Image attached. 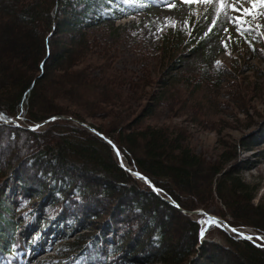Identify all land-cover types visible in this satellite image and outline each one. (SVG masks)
Masks as SVG:
<instances>
[{
	"label": "trees",
	"instance_id": "obj_1",
	"mask_svg": "<svg viewBox=\"0 0 264 264\" xmlns=\"http://www.w3.org/2000/svg\"><path fill=\"white\" fill-rule=\"evenodd\" d=\"M119 1L0 0V184L4 185L7 177L3 165L7 163L13 174L10 179L19 178L27 188H23V200L32 202L33 213L37 216L40 210L43 217L39 220L37 216L41 230L33 244L22 242L17 227L11 228L10 238L0 246L1 262L10 255L20 257L35 246L47 254L53 252L41 264H94L101 256L107 260L105 264H128L133 259L135 263L204 264L197 259L199 255H207L211 264H264L263 245L228 233L219 223L206 229V240L198 247L202 226L163 200L191 212L212 199L214 188L231 227L239 231L250 228L264 237V206L254 204L255 190L235 172H223V163L206 166L163 130L97 128L114 142L127 168L151 181L156 194L146 184L139 188L138 179L119 165L103 138L72 124L74 119L86 122L85 107L103 96L95 94L97 81L84 67L76 68L80 50H89L82 41V23L108 16L120 7ZM53 29L72 36L67 47L53 51L54 43L45 33ZM245 41L251 43L252 50L262 42L253 33ZM32 66L39 70L38 77L32 75ZM53 117L57 119L39 130L27 129ZM2 148H9L10 153L4 154ZM21 169L30 173L26 180L20 178ZM200 183L205 184L206 192ZM2 204L0 198V241L6 237L4 227L12 224L10 211ZM58 207L62 215L60 212L49 220L46 215ZM50 228L60 230L59 235H64L61 241L52 240L55 233ZM46 231L47 241L53 243L48 247L38 240ZM213 234L221 237V243L212 242ZM210 251L233 253L237 262L217 259L220 263L208 255Z\"/></svg>",
	"mask_w": 264,
	"mask_h": 264
},
{
	"label": "rangeland",
	"instance_id": "obj_2",
	"mask_svg": "<svg viewBox=\"0 0 264 264\" xmlns=\"http://www.w3.org/2000/svg\"><path fill=\"white\" fill-rule=\"evenodd\" d=\"M168 2L173 6H165L164 0L153 1L150 5L126 2L125 9L109 13L98 21L82 23V41L86 42L84 44H87L89 50L85 53L80 50V65L76 68L80 70L84 67L89 77L97 81L94 83L98 87L95 94L103 96L98 102L90 100L92 104L89 101L85 107L86 122L74 119L72 124L88 132L91 131L85 126L95 130L104 127L110 131H126L127 128L139 131L148 127L163 130L199 156L206 166H220L223 163V172H235L246 185L255 190L254 204L261 203L264 206V15L245 17L251 21V26L238 32L236 25L229 21L228 12L232 16L242 13L230 8L218 13V6L202 3L200 0L190 3H184L183 0ZM243 6L250 7L246 2ZM255 11L261 13L264 8L257 7ZM257 24L260 25L259 28L256 27ZM40 28L42 31V25ZM51 31L45 33L54 43L51 46L53 51L61 46L67 47L72 36L63 31L56 32L55 29ZM250 33L258 34L262 40L254 45L255 50L250 48L251 43L245 41ZM58 41L60 45H57ZM82 60L85 61L81 62ZM216 61L221 63L217 64ZM31 68L35 71L32 75L38 77L39 70L33 69V66ZM171 74L176 76L173 78ZM66 105L70 106L68 103ZM109 146L120 165L114 148ZM2 149L4 154L10 153L9 148ZM120 155L125 165L124 157L121 153ZM3 165L6 166L7 177L4 178V185L0 184V198L4 203L2 207L10 211L9 219H12V224L4 227L6 237L1 239L0 246L10 238L9 233L14 225L19 239L33 244L35 235L41 230L38 218H43L42 212L37 211L40 216L37 218L38 215L33 213L36 211L33 203L23 200L26 195L23 188H27L18 181L19 178L10 179L13 174L9 170V164ZM22 165L24 166L23 162ZM28 172L21 169L20 178L26 180L25 177L30 174ZM130 175L138 179L139 188L146 184L142 178ZM7 181L9 184L6 187ZM198 186L205 191V184L200 183ZM206 200L207 203L201 208L191 212L182 209L181 212L188 214L199 226L202 221L207 220L210 224H221L228 233L238 235L223 224H228L230 216L214 188L212 199ZM198 211L203 214H196ZM53 212L46 215L49 220L61 211L58 207ZM122 229H119V234ZM49 230L55 233L53 241L62 240L64 235H59L60 230ZM245 230L256 234L255 244L259 246V243L264 247V240L257 239L261 238L259 234L250 228ZM236 232L241 233L239 230ZM42 234L45 236L38 239L40 244H45L46 247L53 245L47 241L49 232ZM204 239V234H200L198 247L206 240ZM211 239L212 242L221 243V237L217 234H213ZM103 242L105 243L104 240ZM104 243L101 249L105 255L107 246ZM37 250L38 248H31L17 260L14 256H9L11 261L8 264H24V259L26 263L41 264L48 255H53V252L44 253L43 248ZM208 255H212L216 261L237 262L233 253L210 251ZM205 257L207 255H199L197 259L204 264H211ZM14 260L17 263H13ZM104 260L101 256L94 264H101ZM135 261L137 260L133 259L128 264H161Z\"/></svg>",
	"mask_w": 264,
	"mask_h": 264
},
{
	"label": "snow or ice",
	"instance_id": "obj_3",
	"mask_svg": "<svg viewBox=\"0 0 264 264\" xmlns=\"http://www.w3.org/2000/svg\"><path fill=\"white\" fill-rule=\"evenodd\" d=\"M184 3H190L193 2V0H183ZM202 3L206 4H214L217 7V12L224 10L225 8H230L234 12L242 13V15L238 16H232L228 15V19L230 22L234 23L236 25V30L238 32L242 31V28L250 27L251 21L246 20L245 17L247 16H255L257 14L264 15V12L256 13L257 7L264 8V0H200ZM247 3L250 5V7H244L243 4ZM165 6L172 7L173 4L169 3L168 0H164ZM227 15V13H225ZM215 23V20L213 21V24ZM257 28L260 27L259 24L256 25ZM224 31H227V29H224ZM223 43V41H222ZM225 48H227V45L225 44ZM217 64H220L221 61H216ZM54 119V118H53ZM111 143V141H109ZM119 154V153H118ZM136 176L141 177L145 181L148 180L147 177H143L141 173L137 172L135 173ZM233 231H237L236 229H233ZM201 236L204 234V230L201 229ZM241 236H244L245 234L243 232L240 233ZM248 239H252L251 236L247 237ZM261 239H264V237H261Z\"/></svg>",
	"mask_w": 264,
	"mask_h": 264
},
{
	"label": "water",
	"instance_id": "obj_4",
	"mask_svg": "<svg viewBox=\"0 0 264 264\" xmlns=\"http://www.w3.org/2000/svg\"><path fill=\"white\" fill-rule=\"evenodd\" d=\"M53 118H54V119H53ZM53 118H50V119H48V120H46V121H44V122L38 124V125L35 126V127H29L28 130H34V129H36V128L43 127V126L47 125L49 122H51V121L57 119V117H53ZM59 118H60V119H63L64 117H59ZM15 124L18 126V123H15ZM85 127H87V129H89L92 133H94V134L98 135L99 137L103 138V139L105 140V142H107L109 145H111V146L114 148V151H115L117 157H118L119 160H120V165H121V167H123L125 170L129 171L130 174H132L133 176L136 177L135 173H137V172L132 171L131 169H127V168L125 167V165H124V163H123V161H122V159H121V155H120V153H119V150L117 149V147L113 144V142H112L111 140H109L108 138H105L104 135H102L101 133H99V132H98L97 130H95L94 128L89 127V126H85ZM109 141H111V143H109ZM118 153H119V154H118ZM142 176H143V175H142ZM137 177H138V176H137ZM143 177H144V176H143ZM139 178H141V177H139ZM143 180H144V179H143ZM144 181H145V180H144ZM145 183H146L149 187H151V189L154 191V193L158 194V193H157V189L153 186V184L151 183V181H150L149 179H148L147 181H145ZM163 200L166 201V202H168V203L171 204L173 207H175V208H177V209H179L180 211L183 212V210H182L181 208H179L178 205H177L176 203H173V202H171V201H169V200H167V199H165V198H163ZM196 214H203V213H200V212L198 211V212H196ZM209 217L212 218V219H215V220H219L218 218H215V217H213V216H209ZM223 224L228 228V230H231L232 232L237 233L239 236H241L239 232L233 231V228H232L231 226H229L226 222H223ZM241 237H243L244 239H248L245 235H244V236H241ZM258 240L261 241V238L258 237Z\"/></svg>",
	"mask_w": 264,
	"mask_h": 264
},
{
	"label": "bare ground",
	"instance_id": "obj_5",
	"mask_svg": "<svg viewBox=\"0 0 264 264\" xmlns=\"http://www.w3.org/2000/svg\"><path fill=\"white\" fill-rule=\"evenodd\" d=\"M229 13V15H230V12H228ZM137 178V177H136ZM213 222V221H212ZM208 224H210L207 220H204V221H202V223H201V226L203 227V230L207 227V226H210V225H208ZM241 232H243L244 234H245V236L246 237H248V236H251L252 237V239H247V240H249V241H252V242H256L255 240H256V234H254L252 231H250V230H243V231H241ZM200 233H201V231H200ZM241 237V236H240ZM204 238H205V232H204ZM258 239V238H257ZM205 240V239H204ZM260 241V240H259Z\"/></svg>",
	"mask_w": 264,
	"mask_h": 264
}]
</instances>
